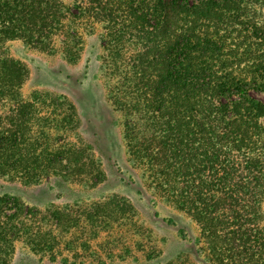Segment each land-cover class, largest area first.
Wrapping results in <instances>:
<instances>
[{
	"label": "trees",
	"instance_id": "obj_1",
	"mask_svg": "<svg viewBox=\"0 0 264 264\" xmlns=\"http://www.w3.org/2000/svg\"><path fill=\"white\" fill-rule=\"evenodd\" d=\"M85 1L105 22L108 100L133 162L197 224L215 260L264 264V102L254 95L264 92V20L254 17L264 0ZM69 14L61 0H0V175L24 184L46 169L70 174L78 165L61 157L79 152L46 148L49 136L28 126L23 69L3 45L44 48ZM42 217L0 197V264L16 241L51 245Z\"/></svg>",
	"mask_w": 264,
	"mask_h": 264
},
{
	"label": "rangeland",
	"instance_id": "obj_2",
	"mask_svg": "<svg viewBox=\"0 0 264 264\" xmlns=\"http://www.w3.org/2000/svg\"><path fill=\"white\" fill-rule=\"evenodd\" d=\"M61 1L70 14L47 46L13 39L3 47L23 69L20 98L35 108L28 126L49 136L46 148L74 146L76 159L63 155L60 163L78 167L67 175L46 169L38 184L0 175V197L38 210L52 242L43 249L16 241L8 264H230L209 254L197 224L133 162L122 138L124 117L108 100L105 22L85 0ZM255 10L263 21L264 6ZM254 95L264 102V92ZM262 212L264 225V204Z\"/></svg>",
	"mask_w": 264,
	"mask_h": 264
}]
</instances>
